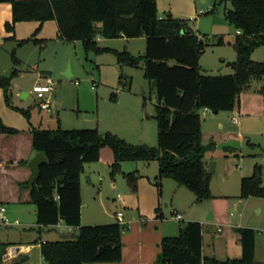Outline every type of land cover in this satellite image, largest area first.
Here are the masks:
<instances>
[{"label":"trees","instance_id":"trees-1","mask_svg":"<svg viewBox=\"0 0 264 264\" xmlns=\"http://www.w3.org/2000/svg\"><path fill=\"white\" fill-rule=\"evenodd\" d=\"M230 2L231 10L224 19L236 30L232 48L235 60L228 63L226 75H206L200 71V56L205 43L189 29V19L174 18L170 13L158 16L156 0H0L11 7V21L6 31H13L20 21H55L57 35L64 42L79 41L86 53L110 51L118 64L143 65V76L153 86L155 95L156 146L131 144L111 132L97 129H36L26 132L31 153H40L46 162L31 181L33 172L26 160H19L18 173L0 168V204H32L36 209L38 227H51L62 222L71 228L70 237L40 244L45 264L117 263L121 260L123 227L80 225V177L84 166L97 162L100 149L113 152L110 176L120 172L126 161H155L158 174L153 184L161 195L163 178L184 186L200 203L210 197L211 173L204 158L214 150L215 139L203 144L201 140V110L231 112L238 106L240 91L252 78L264 79V60L252 59V51L264 48V0H221ZM144 38L145 49L136 58L123 50L117 52L101 47L97 38ZM216 45H223L221 37ZM41 45L43 40L30 37L22 41ZM13 64L17 59L12 55ZM12 74L14 72H11ZM11 76V75H10ZM10 77H0L4 100L10 105ZM28 118V112L19 110ZM29 119V118H28ZM25 134L6 127L0 119V137ZM1 161V156H0ZM27 174L22 177L23 174ZM129 188L136 190L139 176L126 173ZM240 198L264 199L262 170L255 166L253 173L240 179ZM160 212V205L156 213ZM157 218H162L157 215ZM203 225L181 222L176 236L161 239L158 264H255V234L253 229L238 227L241 256L238 259L217 260L202 255ZM10 264H27L21 255Z\"/></svg>","mask_w":264,"mask_h":264},{"label":"rangeland","instance_id":"rangeland-1","mask_svg":"<svg viewBox=\"0 0 264 264\" xmlns=\"http://www.w3.org/2000/svg\"><path fill=\"white\" fill-rule=\"evenodd\" d=\"M195 8L204 11V14H196ZM231 9L230 2L221 0H205L204 2L203 0H159L157 5L158 16L170 13L174 18L185 20L191 18L188 22L189 29L203 39L205 43V50L199 61L200 71L211 76L226 75L232 72L228 63L233 62L236 58L232 45L236 39L237 30L224 19V12ZM49 23L50 21L42 24L37 21H20L14 24L13 31H6L4 27L7 36L0 45V77H10V105L6 104L3 91L0 88V116L6 117L3 105L21 113L17 105L26 104L25 99H22L21 91L29 93L33 86L39 82H36L37 61L41 60L40 64L45 67L54 64L53 52L39 56V45L33 41L22 43L23 40L30 37L40 40L43 35L48 34L47 24ZM16 24H20L17 30H15ZM15 32L17 36H15ZM39 35L41 36L39 37ZM217 37L224 40L223 45L215 44ZM102 44L104 48L117 52L125 50L136 58L141 57L145 49L143 37L123 40L105 39ZM12 55L21 61L13 64ZM57 55L58 57L62 56L61 65L57 67L58 73L53 74L50 78L55 84L54 93L58 99L61 98L64 102L62 108L65 109L63 113L60 111V117H64L65 113V116L73 120L72 123H69L72 125L75 114L79 116L80 120H83L82 118L87 115H94V119L85 121V124L88 125L86 127L89 128L90 125L97 124L99 121L100 129L109 130V132L116 134L119 138L126 139L130 143H145L148 146H156L155 95L153 86L143 76L142 63H139L138 66L120 65L112 52L86 53L82 44L77 49L69 44L62 46L60 49L58 48ZM251 56L255 61H263L264 48L254 49ZM63 57H69L71 63L65 64ZM63 64H65V68L60 72ZM68 67L71 72L70 77H67ZM257 83L258 80L252 78L248 86L239 92V97L244 98L256 93L258 98L264 99V84L263 91H259L256 88ZM33 98V94L29 95L27 103L33 111L37 112ZM84 109H88V113H83ZM76 110L79 111L76 112ZM56 115L54 112V129L57 127ZM231 116V112H219L216 115L211 112L206 116L200 113L202 143H206L211 132H235L236 125L231 124ZM65 122L67 123V121ZM262 122L264 123V120ZM66 123L63 124V127H68ZM41 127L52 129L47 128L46 124ZM250 142L259 143L261 147L257 145L251 149L246 145V142L240 147L236 143L233 146L236 150L232 151L233 153L225 154L221 145L217 146L216 152L213 153L214 158L212 157L211 160L216 162L217 169L210 177V197L208 199L196 203L195 197L191 195L190 191H187L188 189H183L187 193L173 194L176 208L182 212L184 209L182 213L183 222L192 221L187 220V218L196 219L198 217V219L203 220L204 241L206 244H210V247L205 248L204 252L207 257H213L219 261L238 259L241 256L229 258L234 255L235 241L232 240L234 235V228L232 227L236 226L237 229L238 227L253 229L255 234V263L264 264V199L239 197V176H250L255 166H259L262 170V184L264 186V136L258 134ZM156 164L155 161H126V163H120V172L113 178L110 176V167L102 161L101 163L86 165L91 168V181L82 180V192L84 199L93 198L95 203L85 202L82 210L84 217H91L89 218L90 221L101 223L96 225H107L111 223L109 222L111 221L110 218H115L114 215L122 213L126 216L131 212L137 213L134 205L137 200L136 194L129 188L125 175L128 171H133L138 176L145 175L152 169L155 170ZM111 183H115L114 187ZM172 190L173 188L165 190V198H170ZM160 205L164 218L169 219L167 223L169 227H177L179 223L172 220L169 207L167 208L163 203ZM206 208L214 213L215 219L219 220L218 222H208L206 218L204 219L203 211ZM95 211L99 212L100 217H94ZM20 213L22 216L16 215L20 218L24 217L29 223H34L35 219L31 210L20 211ZM5 215L10 221L14 220V215L9 211ZM18 221L21 223L20 219ZM218 228H220L219 232L216 231ZM41 237L42 239L60 241L69 236L61 226L52 231H43ZM238 243L240 244L239 237ZM213 244L215 245L213 246ZM206 250H210V253ZM212 250L215 252L212 253Z\"/></svg>","mask_w":264,"mask_h":264},{"label":"crops","instance_id":"crops-1","mask_svg":"<svg viewBox=\"0 0 264 264\" xmlns=\"http://www.w3.org/2000/svg\"><path fill=\"white\" fill-rule=\"evenodd\" d=\"M205 0H203L204 2ZM159 0L156 1V4L158 5ZM198 8H195V12L197 13ZM191 18H189L190 20ZM11 21V7L8 3H0V45L4 42L6 32L4 31V25L6 22ZM53 20L50 21L49 24H47V33L43 35V37L40 38V40H43L44 43H42L39 46L38 54L40 55H48L49 52H53L54 55V64H51V66L45 67L40 64V61H37V76H36V82L38 83L43 81V77L48 76L51 77L53 74H57V67L61 65V59L62 56L57 55L58 48L62 46L73 45L76 49L81 47V42H64L62 39H60L57 35V25ZM52 22V23H51ZM20 24L15 25V30H17V27ZM46 25V24H44ZM43 25V27H44ZM15 36H17L15 32ZM41 35H39L40 37ZM106 39V38H105ZM101 37L97 38V42L101 47H104L102 43H104V40ZM117 39H125L117 38ZM64 54H67L64 52ZM65 58V64L71 61L69 60V57H63ZM18 63L21 61V59L16 58ZM65 64L61 67V71L65 68ZM70 67V66H69ZM68 67L67 71V77L71 76L70 68ZM208 75V74H206ZM52 78V77H51ZM36 84V83H35ZM263 84L264 79L258 81L256 88L259 91H263ZM55 84L53 86V92L51 93V111L45 112L39 109V107L36 105L34 98L33 103L34 106L37 108V112L33 111L30 108V105L27 103V100L29 99V95H32V90L28 92L21 91L22 99H25L24 102L26 104H18L17 108L18 110L27 111L28 112V118L24 117L23 113H19L16 111H13L6 107V105H3L4 112L6 113V117L0 116V119L2 123L9 128L16 129L18 131H22L25 134L15 137H0V168L5 170H12L13 172L18 173L19 169V160H26L29 163V160L34 156L35 153H31L30 149V138L26 134L29 130L36 128V129H43L41 126H47V128H52L48 130H56L58 128L69 130V129H97L100 133L108 132L109 130L100 129L98 121L97 124L90 125L91 127H86L85 121L94 119V115H87L85 118H82L83 120L79 119V116L75 114L74 123L72 125H69V123H72L73 120L69 119L67 116L60 117V114L62 111H64V102L63 99L57 97V95L54 93ZM78 95V94H77ZM34 97V96H33ZM260 97V96H259ZM54 99V101H52ZM15 104V102L13 101ZM9 109V110H8ZM73 110V109H71ZM88 109H84L82 111L83 113H88ZM8 111V112H6ZM12 111V112H11ZM79 110H76L78 112ZM55 112L57 121H56V129H54V117L53 113ZM202 113V115L206 116L211 112ZM219 113V112H217ZM232 116L230 118L231 124L234 126L236 125V131L232 132H223V131H216L211 132L209 136L207 137L206 143H208L211 138L215 139V143L217 145L215 146L214 150L211 152H208V154L204 158V162L208 170H211V167L209 166L212 164L213 171L211 172V175L213 172H216V162H212L213 153L216 152V148L218 145H221V149L224 151L225 154L233 153L232 151H235L236 148L233 146L236 145V143L241 146L244 142H246V145L249 148H254L258 145V147H261L259 143H252L250 142L254 136L261 134L264 136V123L262 122L264 120V99L258 98V95L254 93L253 95H248L246 97H239V103L238 106L235 107L233 111H231ZM214 114V113H213ZM216 115V114H214ZM236 118V121L233 120ZM67 121V123L65 122ZM68 124V127H63V124ZM52 124V125H51ZM258 128V129H255ZM111 131V130H110ZM113 132V131H112ZM122 139V138H121ZM247 139V140H245ZM124 140V139H123ZM126 140V139H125ZM128 142V141H127ZM130 143V142H129ZM203 143V144H206ZM133 144V143H131ZM140 144V143H139ZM145 144V143H144ZM143 144V145H144ZM233 144V145H231ZM147 145V144H146ZM150 146V145H149ZM108 149V150H107ZM231 150V151H230ZM210 154V155H209ZM113 152L107 147L101 148L99 153V159L97 162L94 163H106L109 167L113 163ZM126 163V162H124ZM88 165V164H86ZM84 166V172L82 173L80 177V197L82 201L81 209H80V225L81 226H93L96 224L95 221H90L91 217H84V214L82 212L84 204L86 201H89L90 203H95V199H84V194L82 192V180L91 181V168L88 166ZM128 167V166H127ZM133 172V171H131ZM127 173H130L129 171ZM158 174L157 164L155 170L152 169L151 172H147L145 175H140L137 182H136V190L134 191L136 194V211L131 212L127 214L126 216L122 215L121 213V220L116 219V215H114V219L110 218L112 223L118 222L123 227V233L121 237V243H123L122 246V254H121V260L117 263H92V264H158L157 257L160 252V244L161 239L164 238V236H176L178 233L179 225L183 221L182 220V213L181 210H178L176 207L177 205L173 201V194H181V193H187L185 192L186 189L184 186L180 187L178 186L173 180L169 178H163L161 181V195L158 197L157 189L154 187L153 181L155 177ZM27 174H23L22 177H25ZM243 178V176H239L238 178V185L240 183V179ZM173 182V183H171ZM112 187H114L115 183L112 184ZM168 188H173L172 194L170 198H165V190ZM132 190V189H131ZM187 190V189H186ZM189 191V190H187ZM239 191H240V185H239ZM191 193V192H190ZM193 195V194H191ZM194 196V195H193ZM89 197V196H88ZM161 203L165 205L167 208L169 207L172 220L174 222H178V226L176 227H169L167 224L169 219L164 218L163 212L161 210ZM160 205V212L156 213V208ZM0 206H4L6 209V212L9 211L11 214L14 215V219L21 220V223L19 222L18 227L12 226L10 229L8 228H2L0 227V264H10V263H2L1 262V254L4 251V249L9 245H15V244H21V245H31L32 249L29 254H26L27 258V264H45L43 261V258L40 254V244L48 241H58L57 239H42L41 235L43 231H52L55 230L58 227H63L65 229V232H67V236H71L73 233V230L71 228L66 227L62 222H59L55 226L51 227H38L36 224V209L35 206L32 204H20V203H13V204H5L2 203ZM25 210H31V213L34 217V223H29L24 217H19L16 214H20V211L23 212ZM95 218L100 217L99 212L95 211ZM137 214V215H136ZM157 215H161L162 218H157ZM22 216V215H21ZM206 216V217H205ZM203 217L206 218V221L211 222H218L219 220L215 219L214 213L209 209H204L203 211ZM203 219V218H202ZM194 222H198L202 225H204L203 220L198 219H189ZM224 220V219H222ZM232 226V225H231ZM234 228V235L232 240H234V255L233 257L229 258H238L241 255V243H238V237L239 234L237 231L236 226H233ZM219 229V228H218ZM218 229L216 231L218 232ZM176 231L177 233L175 234ZM220 231V230H219ZM217 240V239H215ZM202 255L206 256L204 250L205 248L210 247V244L204 241V234H202ZM215 244H213L214 246ZM210 253V250H206ZM215 250H212V253H214ZM255 255V250H254ZM214 256V254H213ZM263 264V263H260Z\"/></svg>","mask_w":264,"mask_h":264},{"label":"built area","instance_id":"built-area-1","mask_svg":"<svg viewBox=\"0 0 264 264\" xmlns=\"http://www.w3.org/2000/svg\"><path fill=\"white\" fill-rule=\"evenodd\" d=\"M196 14H204V11L197 10ZM240 31H236V34H239ZM54 82L50 77H43V81L37 83L32 88V94L34 96V101L40 110L45 112L51 111V93L53 92ZM203 113L209 112L207 109L201 110ZM236 121V118L233 120ZM6 209L4 206H0V227L8 228L12 226H18L19 221L14 219L10 221L5 215ZM117 220H121V213L115 216ZM220 228L218 229L219 232ZM32 249L31 245H9L7 246L1 254L2 263H10L21 255L29 254Z\"/></svg>","mask_w":264,"mask_h":264},{"label":"water","instance_id":"water-1","mask_svg":"<svg viewBox=\"0 0 264 264\" xmlns=\"http://www.w3.org/2000/svg\"><path fill=\"white\" fill-rule=\"evenodd\" d=\"M214 114H217V112H214ZM46 162V158L40 154V153H35L34 156L29 160V165L31 167V170L33 172V176L31 178V181H34L39 173V165ZM211 167V170L209 171L210 173L213 171L212 164L209 165ZM255 264H260V262H257Z\"/></svg>","mask_w":264,"mask_h":264}]
</instances>
